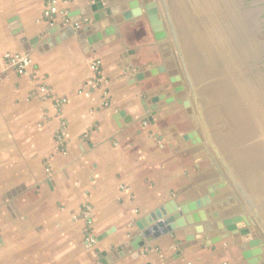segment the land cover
<instances>
[{"label":"crops","instance_id":"1","mask_svg":"<svg viewBox=\"0 0 264 264\" xmlns=\"http://www.w3.org/2000/svg\"><path fill=\"white\" fill-rule=\"evenodd\" d=\"M151 1L163 41L142 16L93 46L72 37L45 49L48 30L85 11L87 0H0V264H102L105 257L107 264H246L240 240L183 249L182 232L109 258L149 212L220 184L237 201L228 215H243L251 237L264 242V107L248 112L250 33L244 41L231 0H199L204 15L191 10L192 0L166 1L172 12L165 0ZM22 57L20 72L11 61ZM158 65L166 72L130 80L136 68ZM237 65L246 72L235 80L229 69ZM173 71L184 92L164 93L154 113L146 103ZM205 97L214 104L209 114ZM193 132L199 142L182 140ZM259 256L264 263V247Z\"/></svg>","mask_w":264,"mask_h":264},{"label":"water","instance_id":"2","mask_svg":"<svg viewBox=\"0 0 264 264\" xmlns=\"http://www.w3.org/2000/svg\"><path fill=\"white\" fill-rule=\"evenodd\" d=\"M88 6L85 11L80 13H68L59 24L53 25L48 34L53 36L45 46L53 48L61 42L69 38L76 37L81 41L82 47L93 46L103 40L104 37H109L115 31V27L124 22H133L135 19L145 16L147 18L151 32L157 42L166 39L165 25L160 17L159 8L155 1L151 0H87ZM117 5L126 6L124 12L117 11ZM83 13H90L89 19H83L73 22V17H79ZM108 20V23H106ZM69 22L70 26H67ZM104 25V30H100ZM65 29L64 33L56 36L57 32ZM100 30V31H99ZM99 31V32H98ZM37 38L29 41V45L33 46L37 43ZM23 40L22 43H25ZM167 58V57H163ZM168 67L165 65L141 66L136 68L135 74L130 77L132 82L148 80L166 72ZM173 91L176 97L184 92L181 85V77L174 71L168 73V83L162 86L159 93L150 97L147 105L150 110L155 113L159 100L165 98V94ZM165 101V104H171L175 101L170 97ZM185 108H189V102L183 103ZM196 133L184 135L182 140L195 144L200 140H194ZM206 186L204 185L203 188ZM225 184L220 186L208 187L207 195L202 198L193 197L183 202H177L175 199L169 203L159 206L155 210L149 212L144 218L135 223V230L132 234H128L131 242L117 248L109 258H118L123 255L128 247L137 249L146 243L153 242L164 236L173 235L176 232H182L185 244L183 249L197 242H201L205 247H210L227 239L240 240L238 250L246 261V264H264L259 256L261 248L264 247V242L260 239L252 238L250 233L251 223L243 215H232L231 210L237 207V201L229 192L221 193L225 189ZM204 190V189H203ZM202 190V193H203ZM216 236L207 240L209 233H214ZM105 257V254H102ZM102 264L109 263L108 257L101 260Z\"/></svg>","mask_w":264,"mask_h":264},{"label":"rangeland","instance_id":"3","mask_svg":"<svg viewBox=\"0 0 264 264\" xmlns=\"http://www.w3.org/2000/svg\"><path fill=\"white\" fill-rule=\"evenodd\" d=\"M166 1L168 0H165L164 4L161 5H165V10L167 8V10L171 12L174 11L175 8H172L170 4H166L167 3ZM192 1L193 2L191 3V7H190L192 11L198 14L201 13V15L203 14L204 11H207V9L204 8V6L199 7V5H201L198 4L199 0H192ZM228 3L230 4V6L228 7H231L228 9L233 10V18L235 19V24L237 25L240 24L241 26H243L242 28L244 30V34H243L244 41L247 40L246 32L250 33V42H249L250 50L249 52L245 51L246 56L249 57V61H250V65L247 68L250 74L247 86H249L248 88L250 90V93H248V95H249V104L251 109H249L248 112H255L253 110L258 106L257 104H259V106L261 107H264V0H231L228 1ZM211 7L213 8L212 5ZM211 7H209L210 10H212ZM236 53L237 52H235V54ZM237 55L239 54L237 53ZM229 71L231 72L233 71L235 75L234 79L238 80V77L236 76H240L242 73L245 74L246 68L243 71L240 70V66L237 65L234 68L229 69ZM234 84L237 91L238 90L242 91L241 83L238 84V82H234ZM203 85H204L203 88H207V85L209 84L204 83ZM237 96L238 99L235 98L233 100L235 101V103H238V106H240L242 95L241 93H237ZM212 102L213 101H211V99H209L208 97H205L202 100V107L207 114L210 113L211 107L214 105V104L212 105ZM224 102L226 105L225 100ZM261 117L264 118V115H260V118ZM251 119H254V122L257 123V116L256 117L253 116V118ZM240 165L241 164L239 163L236 164V167L239 170H241V168L238 167Z\"/></svg>","mask_w":264,"mask_h":264},{"label":"built area","instance_id":"4","mask_svg":"<svg viewBox=\"0 0 264 264\" xmlns=\"http://www.w3.org/2000/svg\"><path fill=\"white\" fill-rule=\"evenodd\" d=\"M48 14H55V8L53 7V5L50 6ZM11 63L13 65H16L18 67V69L20 70V72H22L23 69L26 67L28 62H27L26 58L22 57V58H14V59H12ZM91 68L94 71L95 75L97 76L98 72H99L98 63H96V62L93 63ZM97 78H98V76H97Z\"/></svg>","mask_w":264,"mask_h":264}]
</instances>
